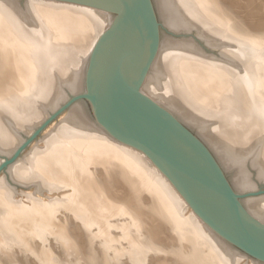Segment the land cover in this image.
I'll list each match as a JSON object with an SVG mask.
<instances>
[{"label": "bare ground", "instance_id": "1", "mask_svg": "<svg viewBox=\"0 0 264 264\" xmlns=\"http://www.w3.org/2000/svg\"><path fill=\"white\" fill-rule=\"evenodd\" d=\"M18 1L0 0V31L7 38L0 37L2 38L0 39V41L2 40L0 45V73L4 74V70H6L9 74L11 73V77H14L12 78L13 84L10 82L11 87L8 86L0 90V150L3 149L7 153L22 143L23 138L18 135L19 131L30 133L36 125L43 123L50 114L52 115L64 103L69 102V99H72L71 96H77L87 90L91 54L97 41L113 20L107 11L63 0H25L26 9H22ZM151 1L154 10L167 27L176 30L182 29V31L196 29L211 44H217L218 41L223 42L224 55L219 60L206 57L190 41H173L166 37L167 35L162 37L160 35L159 47L143 81L142 92L196 134L195 136L212 155L222 173L227 175L228 181L230 179L231 185L240 194H243L241 195L243 197L242 202L247 210L255 218L264 222V195L254 196L248 193L255 189L252 170L255 171V176L259 180L264 181V54L260 49L254 51L255 49L252 48L245 36L243 28H239L237 32L223 29L222 20L216 19L215 13L209 10L207 4L201 0ZM234 34L238 36L235 37ZM255 45L257 44L255 43ZM13 48L15 51L10 53ZM13 59L17 60L15 66L4 69V66ZM8 80L7 82H9ZM87 105V101L84 99L71 103L60 119L49 126L40 144L32 147L31 151L27 154L24 153V157H19L16 159L17 161L13 162L14 164L12 163V171H10L14 180L23 184L34 182L36 191L42 195L45 192L51 194L58 191L61 185L70 184L72 180L71 177L62 179L65 175L60 176L61 173L54 170L60 161H68L69 166L72 167L71 162L77 159L82 160V162L100 159L101 162L109 161L111 174L117 186L123 180L120 177L123 174H121L120 169L127 166L128 171L126 173L132 176V180L138 183V186L143 187L142 193L145 201L149 204V200H154L162 205L163 209L159 214L155 213L156 217L165 218L168 222L167 225L174 226L176 230H181L185 240L173 241V237L170 238L167 231V235L160 245L162 248L154 249L153 241L155 240L150 235L148 236L151 239L143 242L136 238L141 233L134 231L131 234L132 242L130 241L129 246L125 245L123 240L130 237V234L126 233L125 222L121 217H118L117 207H119L120 202L118 198H115L117 192L114 193V196L110 193V191L113 192L112 187L102 189L106 203L104 202L105 206H101L88 197L85 198L82 195L81 198L79 192L75 195L74 192L69 195L66 193L63 197L53 194L56 196H48V200H40L31 194H23L24 196L22 195L17 200L16 192L11 188L13 186H8L4 189L6 193L4 197L6 207L4 208L8 211L7 217L11 219V210L17 208V212L18 208H22V205L25 206V204L36 205L35 214L37 215L51 212L54 217L60 216L57 219H52L51 225H40L36 228L34 234L35 237L39 238L48 236L59 238L64 235L63 224L71 223L68 229L73 230L78 228L75 220L80 219L83 222V227L89 232L88 234L95 233L101 243L102 239L106 241L104 239L109 240V238L111 239L109 242L115 243L113 250H109L112 252L118 250L117 255H121L119 252H124L122 255L125 254V251L126 254L129 252L134 258L129 261V264H136L137 259L141 264H151V261L148 262L147 260L150 254L151 257L154 256L152 253L162 252L164 253V255L161 253L162 257L170 253L172 255V250L167 248L169 245L174 249L187 247L189 252L193 250V247L192 249L190 247L193 243H198L202 248L209 250L210 255L202 256L206 264H264V261L249 256L209 226L151 159L140 150L124 144L110 135L99 124L94 108L91 106L94 113L92 116ZM94 116L95 118H93ZM84 163L85 170L89 169L87 168L89 165L86 166L88 162ZM74 164L77 165V163ZM69 166L65 165L68 168ZM65 167L63 166L64 169H66ZM74 169H76L74 170L75 173L79 172L77 171L79 167ZM121 170L123 171V168ZM84 171H80L83 173L82 176ZM63 173L65 174L64 171ZM80 173H77L78 176ZM83 178L80 177V179ZM74 183L72 189H76ZM100 183L102 184V182ZM118 197L121 198L122 196ZM132 198L130 199H135ZM65 200H69V202ZM85 203L90 206L88 210L84 209ZM79 205L80 211H74L73 208L75 206L78 208ZM107 205H114L115 208L109 207L108 211ZM85 207L87 208V205ZM22 211L24 210L22 209ZM147 215L149 216V214ZM16 216L18 215L16 214ZM9 218L8 220H10ZM153 219L155 220L154 217ZM37 220L39 219L37 218ZM148 223L151 222H146V225ZM141 225L143 223L140 224V227ZM3 226L5 227V225ZM174 231L171 232L174 233ZM113 234H115V238H112ZM52 241L54 240L50 238L49 243ZM58 241L60 242V240ZM89 242H91L90 237ZM156 247L158 246L156 245ZM87 248L84 250L86 251ZM110 248L112 247L110 246ZM103 250L105 251V249ZM243 255L249 256L253 260L250 262L241 261L242 258H247ZM124 256L126 257V255ZM135 258L137 259L135 260ZM209 260H214V263ZM215 260H218L217 263ZM105 263L103 262V264Z\"/></svg>", "mask_w": 264, "mask_h": 264}, {"label": "water", "instance_id": "2", "mask_svg": "<svg viewBox=\"0 0 264 264\" xmlns=\"http://www.w3.org/2000/svg\"><path fill=\"white\" fill-rule=\"evenodd\" d=\"M63 1L104 10L113 17L91 54L87 90L66 106L88 101L99 124L151 159L209 226L264 261V222L241 203L200 140L141 90L160 42L152 1Z\"/></svg>", "mask_w": 264, "mask_h": 264}, {"label": "rangeland", "instance_id": "3", "mask_svg": "<svg viewBox=\"0 0 264 264\" xmlns=\"http://www.w3.org/2000/svg\"><path fill=\"white\" fill-rule=\"evenodd\" d=\"M18 2L20 4V7H22V9H26V3H25L26 1L25 0H19ZM201 2H205V4H207V6L209 7V10H211V11H213L215 13L216 19L222 20L223 25L222 24L221 25H222L223 29H225V30H231V31H236L237 32V31H239V28H243V32L245 33V36L249 40L252 48L255 49L254 51L260 49V51L262 52V54H264V0H201ZM155 13H156V11H155ZM156 17H157V20H158L159 31H160L161 37L167 35L166 37H169L173 41H190L206 57H210V58H214V59H218L219 60V59H221V56L224 55V49H222V48H224L223 42L221 43L220 41H218L217 44H211L210 42H208L206 40L207 38H205L202 35H200L199 32L196 29H192V30L189 29V30H183V31H182V29L181 30L172 29L170 27H167L165 24H163V21L161 20V18L158 16L157 13H156ZM0 34H1L0 37L2 36V38H3L4 37L3 36L4 33H2L0 31ZM5 36H7V35H5ZM234 36L237 37L238 35L234 34ZM2 38H0V39H2ZM4 38L7 39L6 37H4ZM1 42H2V40L0 41V45H1ZM255 43L257 45H255ZM254 46H256V47H254ZM14 51H15V48H13V51H11L10 53H12ZM219 55H220V57H218ZM12 61H13V63H12ZM12 61L11 62L9 61V64L7 63L9 66L6 64V66H4L5 68L4 67L3 68L4 69H8V68L14 67L15 64L17 63V60H14L13 59ZM4 71H5L4 74H1L0 73V76H1L0 77V82H1L0 83V90H2L3 88H7L8 86L11 87V85L13 84V79L12 78H14V77H11V75H10L11 73L9 74L6 70H4ZM4 75H7V76H4ZM6 78L9 79V80L7 79L9 82H7ZM3 83H5L6 85L3 84ZM73 96H75V95H73ZM73 96H71L70 98H72ZM67 103H64L61 107H59L58 110H56L55 112H53L52 115L50 114L49 118L45 119V121H43V123H41L40 125H36L33 128V131L34 132L31 131L30 133H26L25 131H22V130L19 131L18 132V135L19 136L20 135L22 136L23 141H22L21 144H19L18 146H16L10 153L5 152L3 149L0 150V264H83L84 262H85L84 264H100V263L103 264V262L104 263L107 262L105 264H108V263L109 264L110 263L112 264V262H114L113 264H118V263L119 264H124V263L125 264H129L130 263L129 261L130 260L132 261V259H134L133 256L130 255L129 252H128V254H126V251H125V254H124V255H126V257L124 255H122L124 252L123 253H120L119 252V254H121L122 256L121 255H117L118 250H116L117 252H115V250H114L113 252H115V253L112 254L113 253L112 250H113V247L115 246V243L109 242L111 240L110 238H109V240L104 239L106 241H103V239H102L101 240L102 243H101L100 240H99V238L95 235V233L88 234L89 232H87V230L83 227V222L80 219H76L75 220V222H76L75 224H77L76 226H78V228H75L76 230L75 229H73V230L72 229H68L71 226L70 225L71 223H68L67 222L66 224H63L64 226H63L62 230H64L63 231L64 232V235L61 236V237H59V238L58 237H55L54 238V236H48L46 238H44V237L43 238L42 237L39 238L37 236L35 237V234L34 233L36 232L35 230H36V228L38 226H40V225L41 226L51 225L52 223H50V222H53L52 219H54V218L57 219L60 216L57 215V216L54 217L51 212H48V213L44 212L43 215H37V214H35L36 213L35 212L36 211V209H35L36 208L35 207L36 205L33 206V204H30V205L25 204V206L22 205V208L19 207L17 212H16L17 208L13 209L14 211L11 210L12 214H11V212H10V214H11V217L12 218L10 219L9 217H7L8 211L6 210V208H4V207H6L5 206L6 205L5 204L6 201L4 199L6 193H5L4 189L6 187H8V186L9 187L10 186H13L11 188L16 192V199L17 200L20 197H22L23 194L24 195H27V194L34 195V196H36V198H38L40 200H48L47 199L48 196H50V197H53V196L55 197L56 196V195H53V194H57V196H60L61 195L60 197H63L66 193H68L66 195H69V194H71V193L74 192L73 194L75 195L76 193L78 194V192H79V195H80L81 198H82V195H83L85 198L88 197L90 200H95L96 203L98 205L100 204L101 206H105L104 205V202L106 203V201L104 200V197H103L104 196L103 195L104 194L103 193V190L106 189V188H108V187H112L113 192L110 191V193L113 194V196H114V193L117 192L118 194L117 193L115 194V198H118V200L120 202L119 203L120 204L119 207H117V213L119 214V216L118 215L117 216L118 217H121V219L123 220V222H125L124 223L125 224L124 226H125V228L127 227L125 229L126 230V233L127 234H130V237L125 238L123 240V243L125 245L129 246L130 241L132 240L131 239V234L134 233V231H138L139 233H141V235L138 234V236L136 237L137 239L139 238L138 239L139 241L141 240L143 242L144 241L146 242V241L149 240L150 237L153 238V240L156 241V242L153 241L154 242L153 244L155 245V246L153 245L154 246V249H156V248L157 249H161L162 248V246H160V245L162 244V240L167 235V233H168V236H170V238L173 237L172 238L173 241H176V242L177 241H180L181 242V239L182 240H185L184 233L181 230H176L174 228V226L172 227L171 225L170 226L167 225L168 222H167V220L165 218L156 217V214L155 213L159 214L160 211H162V209H163L162 208V205L160 204V202L158 203V202H155L154 200L153 201L151 200L152 202L149 200L148 201L149 204L145 201V199H144L145 197L143 196V193H142L143 192V187L142 186H138V183H136L135 181L132 180V176H130V174L126 173L128 171V168H126L127 166L126 167L125 166L122 167L123 168V171L121 170L122 168L120 169L121 174L123 173L122 174L123 176L120 175V177L123 180L121 179L122 180L121 181L122 183L121 184L119 183L116 186L115 183H114V180L115 179H114L113 175L111 174L112 171L110 170V167H109V164H108L109 161H106V162H103L102 161L101 162L100 159L99 160L98 159H95L96 161L95 160H93V161L90 160V162L89 161H83L82 162V160L77 159V160H74V161L71 162L73 164L72 167H70L71 165L69 166L70 163H68V161H62V162L60 161L58 163V166L59 167L56 166L54 170L57 173H61V174H59L60 176L65 175V176H63L62 179H65L67 177H71L72 180L70 181V184L69 183L65 184V185H68V186H65V185L62 186L60 184L61 187L56 192H53L51 194L50 193L47 194V192H45L44 194H47V195H44V194L42 195V193L36 191L35 188H34V186H35L34 185V182L24 183L23 184L22 182H20L18 180H14V178L12 177V172H11L12 171V167L11 166H13V164H14L13 162H15V160L18 159L19 157H24L25 154H27L29 151H31L32 147H35V146H37V145L40 144V142L42 140V137H43V135L45 136V134H46L45 132L48 130L49 126H51L53 123L57 122L60 119V117L63 115V113H65L66 110L69 108L70 105L66 106ZM87 104H88L87 107H88V110H89L90 114L91 115L92 114L94 115L93 110H92V107H91V105L89 104L88 101H87ZM93 118H95V116ZM190 131L194 135H196L192 130H190ZM76 161H78V162H76ZM84 162H86V163L88 162L86 164V166L89 165V167L87 166V168H89L90 171H89V169H86L85 170V163ZM74 163H77V165L74 164ZM64 164L65 165H68L69 168L68 167H65ZM63 166L66 169H64ZM91 166H92V168H91ZM95 166H97V167H95ZM73 167L74 168H78L79 167V169H77V171H79V172H76L75 173L74 170H76V169H74ZM81 167H83L82 168L83 170L81 169ZM61 168L63 169L62 171H61ZM96 168H98L101 172L98 169H97L98 170L97 171ZM66 170L68 172H70L69 174H71V175H69ZM63 171L65 172V174L63 173ZM80 171H82V172L84 171L85 172L83 176H82L83 173L82 172L80 173ZM96 172H97V174H96ZM74 173H75V175L77 173H80L81 175L79 174V176H78V174H77L75 176ZM252 175H253L254 182H255V189H253V191H250L248 193L253 194L254 196L255 195L256 196L264 195V181L259 180L255 176V171L254 170H252ZM224 176H225L226 180L228 181L227 175H224ZM80 177L81 178L84 177L85 179L84 178L83 179H80ZM89 177H91V178H89ZM100 177L102 179L104 178L103 181H102V179ZM112 178H113V180H112ZM73 179H75V180L73 181ZM99 181L102 182V184ZM111 181H112V183H111ZM228 182L231 185L230 179H229ZM73 183H74V185H76V189H72V187H74L72 185ZM109 183H111L110 184L111 186L109 185ZM104 184H106V185H104ZM135 184H137V185H135ZM122 185H124V186H122ZM66 187L68 188V190H67ZM69 187H71V188H69ZM94 187H95V189H94ZM140 187L142 188L141 190H140ZM231 187L233 188L234 192L238 195L241 203L243 204V202H242L243 197L241 196L243 194H240L232 185H231ZM131 188H132V190H131ZM137 189H139V190H137ZM63 190H65L66 192L64 191L65 192L64 193ZM86 191H87V193H86ZM97 192H99V194H97ZM125 192H126V194H125ZM127 192H128V194H127ZM131 193H133V194H131ZM37 194H39L40 196L37 195ZM135 194H136V196H135ZM124 195H127V196H125L126 198L124 197ZM118 196H122V197L119 198ZM132 197H134L135 199L132 200L133 199ZM93 198H95V199H93ZM99 198H102V199H99ZM130 198H132V199H130ZM126 200H127V202H126ZM65 201L66 202H69V200H65ZM123 201H124V204L122 203ZM85 204H84V209L88 210V208L90 206L88 204H86L87 205V208H86L85 207L86 206ZM127 204H129V205H127ZM31 205H32V207H30ZM80 205L78 206V208H76V206H75V208H73L74 211H80L79 210V209H81ZM159 205H161V206H159ZM33 207H34L35 210L33 209ZM107 207L108 208H106V209L109 211V207L110 208L111 207H114V205H110V206L107 205ZM20 208H21V211H22V209L24 211L27 210L26 213H24V211H22V213H21V211L19 210ZM120 209H121V211H120ZM4 210L7 211V212H5ZM128 212H129V214H128ZM16 214L18 216H16ZM32 214H34V215H32ZM135 214H136V217L134 218V215ZM137 214H139V215H137ZM147 214H149V216ZM22 215H23V217H22ZM14 216H15V218H14ZM128 217H129V219H128ZM153 217L155 218V220L153 219ZM8 218L10 220H8ZM21 218H22V221H21ZM37 218L39 220H37ZM141 218H142V220H141ZM157 218H159V219H157ZM13 219H15L14 220V223H16L17 221L18 222L16 224H14L13 223ZM16 219H17V221H16ZM19 219H20V221H19ZM151 219H153V220H151ZM78 220L80 222H77ZM130 220H132L131 223H130L131 225L128 224L130 222ZM10 221H12V222H10ZM146 222H151L152 224L151 223H148V225H146ZM4 223H6V224H4ZM11 223H13V224H11ZM78 223H80V224H78ZM139 223L140 224L143 223V225H141V227H140V224ZM8 224H9V227H8L9 229L7 228ZM3 225H5V227ZM129 226L130 227L132 226L131 229H130ZM147 226L148 227L150 226L151 228H148ZM163 226H164V228H162ZM167 226H169V227H167ZM33 228H34V230H33ZM131 230L133 232H130ZM171 231H174V233H172ZM78 232L80 233V235H79ZM118 232H120V231H118ZM58 233H60V232H58ZM135 234H137V233H135ZM135 234H133V235H135ZM90 235H92L93 237L90 236ZM113 235L114 236L113 237L111 236V237L112 238H115V234H113ZM144 235H145V237H144ZM148 235H150V237ZM78 237L80 238V240H79ZM89 237H90V241L91 242H89ZM50 238H52V240H54V241H52V243H49V239ZM91 238H93V239H91ZM55 240H57V241H55ZM58 240H60V242ZM128 240H129V242H128ZM56 242L60 243L59 246H58V243H56ZM78 243L79 244L81 243V244L79 245ZM92 243H95L94 244L95 246ZM103 243H104V245H102ZM84 244L85 245L87 244L88 246L87 245L85 246ZM156 245L158 247H156ZM193 245L190 246V244H189V246L191 247V249L193 247V250H191L189 252L186 249L187 247H184V248L181 247V248L174 249L171 245H169L167 248H168V250L169 249L172 250V253H173L172 255L170 253L168 255L163 256L164 257L163 258L162 255H164V253H162V252H159L160 254L159 253L158 254L156 253L157 255L154 254V253H152V255H154V256L151 257L150 256L151 254H150L147 261L148 262L151 261L150 262L151 264H157V263H159V264H165L168 261L169 262L167 264H170L171 260H173V263L174 264H185V263L186 264H206V261H205V259L202 256L203 255L204 256H207L209 254V250L202 248L198 243H195V244L193 243ZM61 246H63V247L61 248ZM83 246H84V248H83ZM89 246H90V248H89ZM110 246L112 248H110ZM87 247L89 248V250H88ZM57 248H59V250H57ZM85 248H87V250L90 252V254H89V252L87 250H86L87 252L84 250ZM102 248L105 249L106 252ZM91 249L93 250L92 252H91ZM107 249H108V252L110 251L109 253L107 252ZM109 249H112V250H109ZM186 251L188 252L189 255L187 254ZM103 253H104V255H103ZM161 253H162V255H161ZM199 253H201V254H199ZM48 255H49V257H48ZM110 255H111V257H110ZM115 255H117V257H119L118 258L119 260L118 259H115V258H117V257H115ZM99 256H101L102 259ZM243 256H245L247 258H242L241 261L243 260V261L246 262V260H247L248 262H250V260L251 261L253 260V258H251L249 256H246V255H243ZM103 257H105V258L103 259ZM122 257H124V258H122ZM158 257H159V259H158ZM201 257H202V259H201ZM128 258H130V259H128ZM137 258H135V260ZM195 258H197V259H195ZM249 258H251V259H249ZM105 259L106 260L107 259H110L112 261L111 262H110V260H107L106 261ZM152 259H154L155 261H153ZM160 259H161L162 262L160 261ZM115 261H116V263H115ZM138 261H139V259H137L136 264H138V263L141 264ZM209 261L214 263V260H209ZM217 261L215 260L216 263H217ZM120 262H122V263H120ZM173 263H171V264H173Z\"/></svg>", "mask_w": 264, "mask_h": 264}]
</instances>
